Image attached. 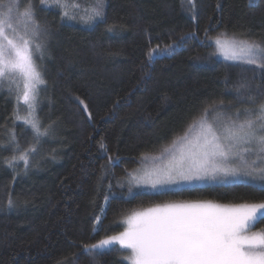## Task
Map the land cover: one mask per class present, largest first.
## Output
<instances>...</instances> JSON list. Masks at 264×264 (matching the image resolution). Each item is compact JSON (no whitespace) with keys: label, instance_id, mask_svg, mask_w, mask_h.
<instances>
[{"label":"trees","instance_id":"16d2710c","mask_svg":"<svg viewBox=\"0 0 264 264\" xmlns=\"http://www.w3.org/2000/svg\"><path fill=\"white\" fill-rule=\"evenodd\" d=\"M74 1L80 7L94 3ZM105 2L104 21L88 27L62 23L59 10L33 1L49 33L38 117L51 128L37 151L28 152L26 171L22 163L9 167L13 150L0 148V264H128L116 246L95 256L86 246L122 232L117 222L129 213L173 202H264V185L246 180L129 197L119 186L146 156L174 147L205 108L221 101L225 109L245 105L234 87L239 69L211 55L210 39L227 31L264 42V0L255 6L249 0H194L195 16L186 10L187 0L184 7L181 0ZM190 33L194 38L181 41ZM169 45L175 46L170 55L152 52ZM13 128L20 154L33 134L16 122L12 102L1 95L0 143L9 141ZM252 229L264 230V216Z\"/></svg>","mask_w":264,"mask_h":264},{"label":"snow or ice","instance_id":"6c2138e0","mask_svg":"<svg viewBox=\"0 0 264 264\" xmlns=\"http://www.w3.org/2000/svg\"><path fill=\"white\" fill-rule=\"evenodd\" d=\"M187 3L191 8L186 10L195 16L194 0ZM40 5L45 10H59L62 23L76 19L67 11L69 0H40ZM181 5L184 7V0ZM249 5L255 6V0H249ZM105 9V0H94L87 17L81 20L88 27H95L104 21ZM36 12L33 0H0V91L6 90L9 96L15 94L16 119H22L33 133L30 147L18 157L25 162V171L29 166L28 152L37 151L36 145L49 135L51 128L42 127L37 116L39 86L46 85L41 66L49 33L38 21ZM208 32L205 29V36ZM188 38H194V34L180 39ZM214 44L211 55L221 57L225 67L239 69L234 87L245 106L237 108L234 115L225 112L223 101L220 107L205 108L199 120L180 138L178 154L173 153L169 163L162 167L140 177L133 176L137 186L155 188L193 180L224 182L240 177L264 184V99H260L264 97V42L225 31L214 39ZM174 47L169 45L152 52L170 55ZM248 73L252 75L249 77ZM257 79L260 84L254 88ZM21 101L27 107L23 117L19 115ZM7 147L12 148L15 161L20 145L14 128L9 141L0 143V148ZM114 163L109 157V164ZM8 166L14 164L9 162ZM12 204L10 199L9 207ZM262 215L264 202L166 204L134 212L127 217V227L122 232L86 246V253L95 256L115 250L113 246L118 244L120 249L128 250L125 258L130 264H264V230L252 231Z\"/></svg>","mask_w":264,"mask_h":264},{"label":"rangeland","instance_id":"374dc122","mask_svg":"<svg viewBox=\"0 0 264 264\" xmlns=\"http://www.w3.org/2000/svg\"><path fill=\"white\" fill-rule=\"evenodd\" d=\"M90 8H91L90 6L80 7L79 6V3L76 2V1H74V3L73 2H69V7L67 8V11H68L69 15H73L74 14L76 16V19H74V20L80 21V23L81 22L82 23H85L84 21L81 20V17H87V15H88V13L90 11ZM215 38L216 37H213L212 39H210V42L214 46V51H215V44H214V39ZM45 58H46V51H45V55H44V60H45ZM218 58H221V57H218ZM42 64H43V62H42ZM41 71H42V66H41ZM21 88H22V85H21ZM39 88L41 89V91H40V95H39V104H38V108H37V116L39 115V108L41 106V101L43 100V96H44V92H45L44 85H40ZM1 95L4 96V99L10 100L12 102L13 118L16 120V122H20V123L24 124L22 119L21 120L16 119L17 101H16V98H15V94L13 93L11 95V97H10L9 96V93L6 90H4V91H0V96ZM244 106L245 105H238L237 107H231V108L229 107L227 109L224 108V110H225V112L227 114L234 115L235 114V110L237 108H242ZM26 114H27V107L21 101L20 104H19V115L21 117H23ZM24 126L27 127V128H29L31 130V128L29 126H27L25 124H24ZM31 132H32V130H31ZM10 137L11 136H9V139H10ZM180 146H181V140L178 141V143L174 147H172L170 150H168L166 153H163L160 156H146L144 158V160H142V162L135 169H133L132 171H130L126 176H124V178H121L119 180V186L121 188H124L126 190L125 196L126 197H129V196H132L134 194L143 193V192H160V191H164V190H172V189H176V188H179V187L189 186V185H194V184H201V185L211 184V183H224L225 184V183H229V182H234L236 180L237 181L238 180H246V181H251L252 183H255V184H258V185H264V184H261L259 182L252 181L250 177H240L238 179L229 178L228 180H226L224 182H221L219 180H217V181H212V180H200V181H196V180H193V181H179L177 183L166 184V185H163V186L158 185L155 188H152L150 185H146V184H141V185L137 186V184L135 183V181L132 179L133 176H135V177L143 176L146 172H149V171L153 170L154 168L162 167V166L168 164L169 161L171 160V155L173 153H177L178 154V150H179V147ZM16 157H17L16 160L15 161L12 160L11 162L14 165L16 163H18V164L19 163H22L23 167H25V162L23 160H20L18 158L19 157V154H16ZM12 158L13 157H11L10 159H12ZM129 187H131V189H132L131 192H129ZM193 202H206V201L173 202V203H167V204L193 203ZM212 203H214V202H212ZM216 204H219V203H216ZM163 205H166V203L165 204L151 206V207H148V208H153V207L163 206ZM221 205H229V204H221ZM148 208H145V209H148ZM145 209H141V210H145ZM137 211H140V210H137ZM133 213L134 212L129 213L125 217L121 218V222L119 220V222H117V223L118 224L121 223L122 226L125 229L127 227V223H126L127 217L130 216V215H132ZM263 216L264 215L259 216L257 218V220L259 218L263 217ZM252 231H254V230L252 229ZM257 232H259V231H257ZM118 234H113V235H118ZM113 235H109V236H113ZM109 236H106L105 238H102V239H106ZM98 242H96V243H98ZM115 246L119 248V245L118 244L117 245H114L113 247H115ZM123 251H125V255H124V258H125V256L127 255L128 250H123ZM126 261L128 262V264H130V262L127 259H126Z\"/></svg>","mask_w":264,"mask_h":264},{"label":"crops","instance_id":"0c3cea01","mask_svg":"<svg viewBox=\"0 0 264 264\" xmlns=\"http://www.w3.org/2000/svg\"><path fill=\"white\" fill-rule=\"evenodd\" d=\"M237 181V180H236ZM196 185H200V184H196ZM140 211H143V210H140ZM255 224V223H254Z\"/></svg>","mask_w":264,"mask_h":264},{"label":"bare ground","instance_id":"6f19581e","mask_svg":"<svg viewBox=\"0 0 264 264\" xmlns=\"http://www.w3.org/2000/svg\"><path fill=\"white\" fill-rule=\"evenodd\" d=\"M11 97V96H10Z\"/></svg>","mask_w":264,"mask_h":264}]
</instances>
